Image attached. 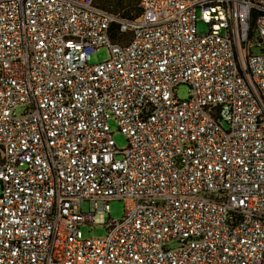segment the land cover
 <instances>
[{"label": "built area", "instance_id": "obj_1", "mask_svg": "<svg viewBox=\"0 0 264 264\" xmlns=\"http://www.w3.org/2000/svg\"><path fill=\"white\" fill-rule=\"evenodd\" d=\"M138 5L0 0V264H264V0Z\"/></svg>", "mask_w": 264, "mask_h": 264}, {"label": "rangeland", "instance_id": "obj_2", "mask_svg": "<svg viewBox=\"0 0 264 264\" xmlns=\"http://www.w3.org/2000/svg\"><path fill=\"white\" fill-rule=\"evenodd\" d=\"M97 3L113 12L117 11H125L130 15H134L139 11V0H96ZM198 30L200 32H205L207 30V26L202 22H198L197 24ZM257 42V40H256ZM252 52L257 54L260 52V47L254 43L252 47ZM109 56L108 47H102L91 54L90 63L96 64L105 61ZM176 95L179 99H187L190 95V88L187 84L181 83L176 88ZM19 113L22 112V109H19ZM110 125L112 130L114 131L115 141L120 148L126 147L128 144V140L124 134H122L114 120L110 121ZM2 192V183L0 181V194ZM126 203L122 199L112 200L110 202V214L105 213L103 215L98 214L96 217V223L99 225L92 226L91 224H83L82 231L86 237H101L104 236L107 232L104 227L105 222H107L110 218L113 220H121L125 215ZM82 211L84 213H88L90 211V203L87 200L82 201L81 204Z\"/></svg>", "mask_w": 264, "mask_h": 264}, {"label": "trees", "instance_id": "obj_3", "mask_svg": "<svg viewBox=\"0 0 264 264\" xmlns=\"http://www.w3.org/2000/svg\"><path fill=\"white\" fill-rule=\"evenodd\" d=\"M118 12V11H117ZM123 12V14L125 15V16H127V17H136L139 13H140V8H139V11L136 13V14H134V15H130V14H128V13H126L125 11H122Z\"/></svg>", "mask_w": 264, "mask_h": 264}]
</instances>
